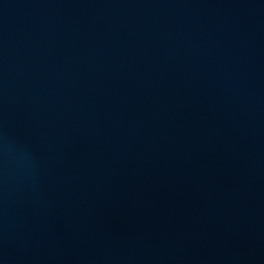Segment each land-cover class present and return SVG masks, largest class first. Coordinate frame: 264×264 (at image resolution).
I'll use <instances>...</instances> for the list:
<instances>
[{
	"label": "water",
	"instance_id": "95a60500",
	"mask_svg": "<svg viewBox=\"0 0 264 264\" xmlns=\"http://www.w3.org/2000/svg\"><path fill=\"white\" fill-rule=\"evenodd\" d=\"M0 264H264V0H0Z\"/></svg>",
	"mask_w": 264,
	"mask_h": 264
}]
</instances>
